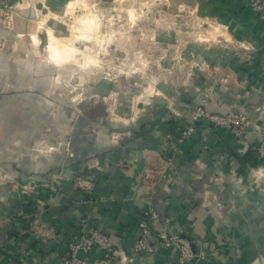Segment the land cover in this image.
<instances>
[{
    "label": "crops",
    "instance_id": "1",
    "mask_svg": "<svg viewBox=\"0 0 264 264\" xmlns=\"http://www.w3.org/2000/svg\"><path fill=\"white\" fill-rule=\"evenodd\" d=\"M178 3L217 18L229 41L224 50L215 48L214 54L197 58L214 66L207 73L199 72L200 91L181 87L177 92V88L167 86L162 89L168 98L156 94L149 103L132 102L129 94H120L121 102L105 104L104 113L92 114L82 131L75 123L76 131L69 136H30L27 142L31 148L19 154L16 145L20 143L9 137L7 154L0 150V165L8 175L7 181L0 183L6 198L0 202V217L6 220L0 222V264H62L69 242L94 228L108 234L116 249L129 252L139 222L148 218L153 239L166 232L201 240L204 248L215 241L216 257L211 264H248L237 262L240 254L248 255V248L238 251L224 246L222 225H231L242 238L246 234L239 228L264 222V182L257 187L260 176H249L252 153L241 157L243 140L207 119L200 121L194 136L175 150L177 138L191 118L187 111L199 102L213 77L231 78L233 83L217 89L208 109L226 113L232 106H246L253 127L249 129L252 134L244 138L251 148L259 145L264 135V20L249 0ZM245 80H249L248 96ZM95 90L96 97H112ZM175 94L181 99L177 107L174 102L180 115L168 102H173L171 95ZM134 104L142 114L127 122L122 115H128ZM96 105L94 101L88 108L94 111ZM112 111L119 112L121 119H113ZM59 130L57 126L56 132ZM41 142L54 149L36 148ZM79 177L93 181V190L79 188ZM250 189L252 193L245 197ZM152 212L157 219L152 218ZM93 264L120 263L103 262L97 253ZM135 264L180 263L174 249L160 248Z\"/></svg>",
    "mask_w": 264,
    "mask_h": 264
},
{
    "label": "rangeland",
    "instance_id": "2",
    "mask_svg": "<svg viewBox=\"0 0 264 264\" xmlns=\"http://www.w3.org/2000/svg\"><path fill=\"white\" fill-rule=\"evenodd\" d=\"M73 1L0 0V150L4 154L8 152L9 137L20 143L16 145V154H19L26 147L31 148L27 142L30 136L53 137L55 133L69 136L76 131L75 123L82 126V131L92 114L104 113L105 104L121 102L120 94H129L132 102L149 103L150 97L156 94L168 98L162 89L167 86L177 88V92L181 87H192L199 92L197 85L202 78L199 72L207 73L214 66L198 59L214 54L216 49L224 50L223 46L229 44L225 28L217 18L205 16L178 0H84L86 9L78 2L73 11L68 12ZM89 18L94 21L90 30L82 22ZM52 35L74 49L68 64L52 62L49 49ZM211 45L217 46L211 48ZM245 81L248 96L251 94L249 80ZM208 82L209 87L202 90L199 102L187 111L189 121L201 107L210 115L228 118L229 128L213 124L233 130V134L243 140L240 156L245 158L252 153L249 176L250 179L260 176L258 187L264 182V135L253 148L244 138L252 134L249 129L253 127L246 106L240 105L241 109L232 106L226 113L211 112L208 107L217 89L230 86L232 80L213 77ZM95 88L111 93L112 97H96ZM171 97L170 106L175 102L177 107L181 99L178 94ZM94 101L97 105L93 111L88 107ZM135 104L128 115H122L127 122L137 120L142 114ZM176 107L174 113L180 115ZM110 113L113 119H121L119 112ZM204 119L207 118L200 121ZM56 122L60 128L57 132ZM258 131L260 133L259 127ZM36 148L54 149L45 142ZM7 179L0 165V183ZM251 193V189L246 191L245 197ZM0 202H6L1 192ZM3 221L6 220L0 217V222ZM245 225V230L239 228L240 233L246 234L242 238L236 236V230L230 229L231 225H222V235L226 236L222 242L238 251L248 248V255L240 254L237 262L264 264V222ZM215 244L211 241L210 247L204 248L202 243L201 249L207 256L204 262L196 264L214 262ZM178 261L180 263L179 258Z\"/></svg>",
    "mask_w": 264,
    "mask_h": 264
},
{
    "label": "built area",
    "instance_id": "3",
    "mask_svg": "<svg viewBox=\"0 0 264 264\" xmlns=\"http://www.w3.org/2000/svg\"><path fill=\"white\" fill-rule=\"evenodd\" d=\"M249 2L254 11L264 20V0H249ZM202 118L209 119L217 126L230 127L228 118L210 115L201 107L197 109L191 121L178 136L175 151L194 136L196 125ZM76 185L88 192L94 188L93 181L82 177L76 180ZM151 215L152 218L157 219L155 213L152 212ZM146 216L149 217V214ZM152 231L153 227L149 218L140 221L133 249L130 252H124L116 249L108 234L99 228H94L90 233L80 234L69 242L67 250L62 254V264H93V257L97 253L106 263L117 261L120 264H135L139 258L154 255L160 248L174 249L178 254L180 264H196L205 261L207 254L200 247L201 240H190L178 233L166 232H159L155 239H151Z\"/></svg>",
    "mask_w": 264,
    "mask_h": 264
},
{
    "label": "bare ground",
    "instance_id": "4",
    "mask_svg": "<svg viewBox=\"0 0 264 264\" xmlns=\"http://www.w3.org/2000/svg\"><path fill=\"white\" fill-rule=\"evenodd\" d=\"M78 2H82L83 8L85 9L87 8V5L84 0H74L73 2L70 3L68 7V12H72L75 5ZM82 22L87 24L89 28L88 30L92 29V26L90 25L94 23L92 19L89 18V19H86V21H82ZM49 49H50V53L53 59L52 62L54 61L55 63L61 65L65 63L68 64L67 62L72 60V57H73L72 53L74 49L72 47H69L66 43L59 41L57 38L53 37V35L50 39Z\"/></svg>",
    "mask_w": 264,
    "mask_h": 264
}]
</instances>
